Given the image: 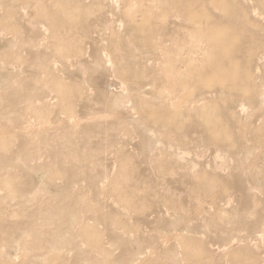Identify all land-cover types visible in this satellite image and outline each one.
<instances>
[{
	"label": "rangeland",
	"instance_id": "374dc122",
	"mask_svg": "<svg viewBox=\"0 0 264 264\" xmlns=\"http://www.w3.org/2000/svg\"><path fill=\"white\" fill-rule=\"evenodd\" d=\"M192 1L180 34L176 0H0V264H264V58L228 77L264 20ZM202 6L250 21L200 33Z\"/></svg>",
	"mask_w": 264,
	"mask_h": 264
},
{
	"label": "bare ground",
	"instance_id": "6f19581e",
	"mask_svg": "<svg viewBox=\"0 0 264 264\" xmlns=\"http://www.w3.org/2000/svg\"><path fill=\"white\" fill-rule=\"evenodd\" d=\"M172 1H173V0H172ZM176 1H177L176 4L173 3V2H172V4L169 3L170 5H172V6H171L172 14H171L170 19H169V21L171 22L170 26H171L172 24L176 25V23L179 21L180 26H181L180 30H177V29H176V30H173V32L176 31V33L178 32V33H180V34H188V29H189V28L185 26V25H186V22L189 20L188 18H190V15H193V14L196 15L195 13L191 14V12L194 11V10H198V9H200V8H197V7H196V8H193V9L191 8V9H192V10H191V9L189 8V5H192L193 3L190 4V3H191L190 0H176ZM188 1H189L190 3H189ZM193 1H194V0H193ZM193 1H192V2H193ZM196 1H197V0H196ZM224 1H226V0H224ZM228 1H229V0H228ZM247 1H248V0H247ZM208 2H210V1H208V0H202V4H207ZM211 2H212V0H211ZM211 2H210V3H211ZM257 2H258V3H256L257 5H254L253 2H250V3L253 4V5H252V9H251L252 11H248V10H247V11H248L247 13L249 14V12H251V16H252V18H253V17H255V19H256V18H259L258 20L263 21V20H264V0H257ZM195 3H196V2H195ZM226 3H227V2H226ZM228 5H229V4H227L226 7H227ZM246 5H247V2H246ZM200 6H201V5H200ZM210 6H211V5H210ZM210 6H205L206 8L208 7L207 10H209V11L206 12V10H205V11H203V12H204V14H205V12H206V13H207V16H208V15L210 16V14H209V12H210L211 15H212V16H211L212 18L207 19V16L203 14V15H204V18H206V20H204V18H203V20H202L203 15H201L199 19H198V17L196 18V21H197V20H199V21L194 22L196 25H197V23L199 22V25L197 26L198 28L195 27V29L197 28V31H199V32H200L202 29H203L204 32H205V29L209 28V29L207 30V33H206V34H208L209 30H210V32H211L212 28H214L215 25H216L217 23L220 25V22H221V23H222V22L227 23V21H228V25H229V24L232 25V23H236V24H238V25H241L242 22L245 21V17L248 15V14H246V11H245V13L242 12V15H241V18H240V14H239V13H241V12H237V11H239V10L242 11L243 8H242V9L237 8V9H238L237 11H236V8H234L235 10H232V9H233V8H232L231 10H232V11H236V12H231V10H230V11L228 10L229 8H227V10H226L225 8L218 6V7L221 8V10H224V11H225V13L223 12V14H227V15H228V14L230 13L228 19H227V15H226L225 20H227V21L225 22L224 20H222V21L220 20V18L223 17V15H220V14H219L221 10H220L218 7H214V9H212L213 5H212V7H210ZM216 6H217V5H216ZM169 7H170V6H169ZM202 7H203V6H202ZM205 7H203V9H206ZM228 7H230V6H228ZM232 7H233V6H232ZM249 7H250V6H249ZM222 8H223V9H222ZM245 9H246V8H245ZM169 10H170V9H169ZM200 10H201V9H200ZM189 11H190V15L188 14ZM243 11H244V10H243ZM170 12H171V11H170ZM170 12H168V13H170ZM200 12H201V11H200ZM227 12H228V13H227ZM196 13H197V12H196ZM198 13H199V12H198ZM201 14H202V12H201ZM221 14H222V13H221ZM245 14H246V16H245ZM194 15H193V16H194ZM213 15H217V18H216V17H213ZM193 16H191V17H193ZM197 16H199V15L197 14ZM205 16H206V17H205ZM249 16H250V15H249ZM195 17H196V16H195ZM195 17H194V18H195ZM247 17H248V16H247ZM247 17H246V18H247ZM213 18H214V19H213ZM249 19H250V18H247L246 20H249ZM262 19H263V20H262ZM191 21H192V20H191ZM249 21H250V20H249ZM170 22H169V23H170ZM253 22H254V21H253ZM192 23H193V21H192ZM224 23H222L221 25H223ZM240 23H241V24H240ZM246 23H247V21H245V24H246ZM256 23H257V22H256ZM258 23H259V22H258ZM261 23H262V22H261ZM188 24H190V23H188ZM248 24H249V23H248ZM166 25H167V23H166ZM190 25H191V24H190ZM192 25H193V24H192ZM219 25H217V26H219ZM250 25H251V23H250ZM250 25H248V26H250ZM253 25H254V24H253ZM261 25H262V24H260V27H262ZM163 26H164V25H163ZM187 26H188V25H187ZM194 26H195V25H194ZM194 26H193V27H192V26L190 27V28H192V31L195 30V29H194ZM229 26H230V25H229ZM254 26H257V25H254ZM176 27H178V26H176ZM242 27H244V25H242ZM246 27H247V26H246ZM263 27H264V26H263ZM198 29H199V30H198ZM230 29H231V28H229V30H230ZM249 29H250V28H249ZM254 29H255V28H254ZM155 30H156V29H155ZM166 30H167V29H166ZM171 30H172V29H171ZM190 30H191V29H189V31H190ZM243 30H244V29H243ZM252 30H253V29H252ZM252 30H251V31H252ZM262 30H263V28H262ZM197 31H194V32H196V34H197ZM251 31H250V32H251ZM194 32H193V33H194ZM199 32H198V33H199ZM201 32H202V31H201ZM201 32H200V33H201ZM210 32H209V35H210ZM244 32H248V31L244 30ZM157 33H158V32H157ZM169 33H170V32H169ZM171 33H172V32H171ZM193 33H191L192 36H195L196 34L193 35ZM200 33H199V34H200ZM263 33H264V32H263ZM263 33H262V35H263ZM169 35H170V34H169ZM174 35H175V34H174ZM197 35H198V34H197ZM262 35H261V36L259 35L260 37H258V38H261ZM158 36H159V35H158ZM172 36H173V35L171 34V38H172ZM184 36H186V35H184ZM263 36H264V35H263ZM199 37H201V36L199 35ZM202 37H203V36H202ZM202 37H201V39H202ZM171 38H170V41L173 40V38H172V40H171ZM180 38H181V37H180ZM187 38H188V37H187ZM204 38H205V41H204L205 43H202V45H203V47H204V49H203L204 51H205L206 49L212 48V47H214V46L216 45V44L214 45V43H216V42H214V41L211 39V36H208V35H207V36H204ZM204 38H203V40H204ZM262 38H263V37H262ZM262 38H261V40H262V42H263V41H264V40H263L264 38H263V39H262ZM191 40H192V38H191ZM198 40H200V39H198ZM177 41H178V39H177ZM182 41H183V39H182ZM184 41H185V40H184ZM192 41H193V42L196 41L195 38H194V40H192ZM254 41H255V39H254ZM259 41H260V39H259ZM168 42H169V41H168ZM185 42H186V41H185ZM193 42H192V43H193ZM252 42H253V41H252ZM256 42H258V40H256ZM262 42H258V43H262ZM171 43H172V42H171ZM258 43H257V44H258ZM249 44H250V43H249ZM251 44H252V43H251ZM255 44H256V43H255ZM180 45H182V44H180ZM190 45H191V44H190ZM195 45H196V43H195ZM262 45H263V44H262ZM167 46H168V45H167ZM167 46H166V47H167ZM169 46L173 47L172 45H169ZM182 46H183V45H182ZM193 46H194V43H193ZM216 46L219 47V44L216 45ZM252 46H253V45H251V47H252ZM161 47H162V46H161ZM180 47H181V46H180ZM196 47H197V46H196ZM222 47H225V46L222 45ZM251 47H250V49H251ZM256 47H259V45H257ZM260 47H261V49H262L261 44H260ZM163 48H164V47H163ZM184 48H185V47H184ZM184 48H183V49H184ZM193 48H194V47H193ZM205 48H206V49H205ZM219 48L224 50V48H221V45H220ZM247 48H248V47H247ZM263 48H264V47H263ZM171 49H172V48H171ZM173 49H174V47H173ZM185 49H187V48H185ZM190 49H191V47H190ZM215 49H216V48H215ZM220 49H219V50H220ZM257 49H258V48H257ZM261 49H260V50H257L258 52H256V49H255V52H256V53L254 52V53H255L254 56H255L256 59H255L254 56H253V54H254V53H253V50H254V49H253V50H248V49H247V50H244L245 53H249V54H246L247 56L252 54L254 60H248V61L245 60V62H242V63H241L240 67H239V66L236 67V68H238L237 70H236L235 67H234L235 69L232 68L231 65H230V66H231L232 70H230V71L228 70L229 67H226V69H227V68H228V69L225 70V72H226V71H229V73H230V75H228V77H229V76L231 77V75L233 76L234 74H235V76L238 75L237 78H238V80L241 82V80H243V78L248 80L249 78H248L247 76H252L253 73H259V71H260V70H259V69H260L259 62L262 61V59L264 58V50H263V49L261 50ZM166 50H167V49H166ZM178 50H179V49H178ZM181 50H182V49H181ZM195 50H199V51H200V46L198 45V47H197ZM217 50H218V49H217ZM191 51H192V50H191ZM220 51H221V50H220ZM239 51L241 52V50H239ZM189 52H190V51H189ZM196 52H198V51H196ZM200 52H201V51H200ZM216 52H218V51H216ZM222 52H223V51H222ZM232 52H233V51H232ZM240 52H238V49H237V52H234V53H236V54H234V55H232V53L230 52V53H231V54H229V55H230V58H231V57H237V58H241L242 61H243V59L245 58V57H244V53L241 52V54L243 55V56H241V55H239ZM191 53H193V52H191ZM198 53H199V52H198ZM203 53H204V52H203ZM171 54L173 55L172 52H171ZM182 54H183V52H182ZM182 54H181V53L175 54L176 62L180 60V61L178 62V63H180L181 61L184 62V61L187 60V59H186V56H187V55H186V56H183ZM204 54H206V53H204ZM194 55H195V54H194ZM197 55H200V54H197ZM206 55H207V54H206ZM206 55H205V56L203 55V59H202V60H204V57H206ZM227 55H228V54H227ZM227 55H226V58H227ZM195 56H196V55H195ZM170 58H171V57H170ZM189 58L191 59V57H189ZM193 58H194V57H193ZM201 58H202V57H201ZM253 58H251V56H250V58L248 57V58H246V59H253ZM206 59H208V58L206 57ZM227 59H229V58H227ZM172 60H173L172 63L175 62L173 56H172ZM188 60H189V59H188ZM192 60H193V59H192ZM195 60H197V58H196ZM195 60H193L192 63H194ZM208 60H209V59H208ZM223 60H225V59H223ZM256 60L258 61V63L253 65V62L256 61ZM190 61H191V60H190ZM204 61H205V60H204ZM206 62H207V61H205V65H206ZM209 62H210V61H209ZM192 63H191V64H192ZM207 63H208V62H207ZM224 63H225V62H224ZM173 64H174V65H172V68L170 69V70H171V74L173 75V77H175L174 75H176V74H177V75L180 74L179 72H181V74H182V75L180 74L181 76L185 75V70H184L182 67H177V66H175V65H177V64H175V63H173ZM181 64H182V63H181ZM202 64L204 65V62H203ZM218 64H219V63H218ZM222 64H223V62H222ZM229 64H231V63H229ZM179 65H180V64H179ZM197 65H198V64H197ZM199 65H200V64H199ZM205 65H204V66H205ZM227 65H228V64H227ZM260 65H262V62L260 63ZM182 66H183V65H182ZM184 66H185V65H184ZM188 66H189V64H188ZM191 66H192V65H191ZM195 66H196V65H193V68H194V69H195ZM206 66H207V68H208L210 65H209V66L206 65ZM254 66H255V67H254ZM196 67H197V66H196ZM198 67H199V66H198ZM198 67H197V68H198ZM253 67H254V68H253ZM201 68H202V67H201ZM231 68H230V69H231ZM198 69H200V68H198ZM203 69L205 70V67H204ZM203 69H202V71L204 72ZM187 70H188V69H187ZM189 70H190V69H189ZM202 71H201V72H202ZM186 72H189V71H186ZM198 72H199V71H198ZM222 72H223V71H222ZM225 72H223V73L225 74ZM169 73H170V71H169ZM191 73H193V72H191ZM223 73H221V74H223ZM189 74H190V73H188V75H189ZM199 74H200V73H199ZM221 74H218V76L221 75ZM188 75H187V76H188ZM192 75H193V74H192ZM225 75L227 76V74H225ZM225 75H224V76L222 75V76H223L224 78H226ZM239 75L242 76V77H243V76H245V77H243L242 79H239V78H240ZM178 76H179V75H178ZM187 76H186V77H187ZM189 76H190V75H189ZM218 76H217V77H218ZM222 76L219 77V80L222 79ZM235 76H233V77L235 78ZM253 76H254V74H253ZM260 76H261V75H260ZM186 77H185V78H186ZM193 77H194V75H193ZM230 77H229V78H230ZM183 78H184V77H183ZM198 78H199V77H197V81H196V82H199L198 80H200V79H198ZM206 78L209 79L208 77H206ZM253 78H254V77H253ZM253 78H251V79H253ZM255 78H256V76H255ZM255 78H254V79H255ZM177 79H178V78H177ZM190 79L192 80V77H191ZM203 79L205 80V78H203ZM211 79H212V78H210V80H211ZM251 79H249V80H250L251 82H253L254 79H253V80H251ZM257 79H258V78H257ZM257 79H256V80H257ZM186 80H188V79H186ZM195 80H196V79H195ZM204 80H202V82H204ZM216 80L219 82V80H218L217 78H216ZM222 80H223V79H222ZM225 80H226V79H225ZM238 80H237V79H235V80H231V81H230V79H228V81L226 80V81H227V83L225 82L226 84H228V82L230 81V83L228 84L229 86L227 85L228 87H226V88H229V87H230V90L233 92V94H236V95H237L238 92H240V91L237 92V90L242 89L243 94H242V93H239V94L245 95V96L248 98V100H249L250 98H251L252 100H253V98H254V100H258L259 98H260V99H261V98L264 99V86H262V85L260 84L263 88H258V87H256V85H255V87L257 88V92L255 91V92H256V93H255L254 91H252V92L249 91V90H251V88L249 89V86H248V87L246 86V88H248L249 90H244V89H243L244 87H241V88L239 89V86H240V85H239V86L237 85V84H238V83H237ZM247 80H245L244 82H246ZM256 80H255V82H257ZM175 81H176V80H175ZM189 81H190V80H189ZM213 81H214V80H213ZM239 81H238V82H239ZM176 82H179V80L176 81ZM200 82H201V80H200ZM202 82H201V83H202ZM221 82H222V81H221ZM223 82H224V80H223ZM223 82H222V83H223ZM187 83H188V82H187ZM216 83H217V82H216ZM216 83H215V84H216ZM222 83H221V84H222ZM241 83H242V82H241ZM241 83H239V84H241ZM179 84H181V83L179 82L177 85H179ZM185 84H186V83H185ZM188 84H189V83H188ZM188 84H187V85H188ZM197 84H198V83H197ZM199 84H200V83H199ZM226 84H225V86H226ZM234 84H235V85H234ZM246 84H247V83H246ZM251 84H252V83H251ZM174 85H175V84H174ZM177 85H175V86H177ZM187 85H186V86H187ZM190 85L192 86L193 84H189V86H190ZM200 85H201V84H200ZM236 85H237L238 87H237ZM252 85H253V84H252ZM182 86H183V89H180V90H184V88L186 87L185 85L181 84V87H182ZM204 86H205V85H204ZM207 86H208V85H207ZM209 86H210V83H209ZM212 86H213V85H212ZM225 86H223L224 88L221 86V88L225 90ZM235 86H236L237 88H236ZM171 87H172V85H171ZM171 87H170V89H171ZM179 87H180V86H178V88H179ZM181 87H180V88H181ZM201 87H202V85H201ZM216 87H217V85H216ZM250 87H252V86H250ZM253 87H254V86H253ZM178 88H177V89L175 88L176 91L178 90ZM187 88L189 89L190 87L187 86ZM193 88H194V87H193ZM199 88H200V87H199ZM202 88H203V87H202ZM202 88H201V89H202ZM208 88H209V87H207V89H206V87L204 88V89H206V90L204 91V92H206V94H207V91H208L209 94H210V92H211L210 90L212 89L211 87H210L211 89H208ZM185 89H186V88H185ZM216 89H217V88H216ZM219 89H220V88H218V90H219ZM193 90L196 91L197 93H200V91L198 92L196 89H193ZM193 90H192V92H193ZM198 90H199V89H198ZM218 90H217L216 92H218ZM230 90H227V91H230ZM243 90H244V91H243ZM254 90H256V89H254ZM171 91H173V90H171ZM174 91H175V90H174ZM176 91H175V92H176ZM214 91H215V90H214ZM185 92H186V91H185ZM189 92L191 93V90H190ZM189 92H188V93H189ZM202 92H203V89H202ZM204 92H203V93H204ZM232 92H231V94H232ZM181 93H182V92H181ZM194 93H195V92H194ZM194 93H193V95H194ZM220 93H221V92H220ZM222 93H223V92H222ZM222 93H221V94H222ZM170 94H172V92H170ZM173 94L175 95L174 92H173ZM173 94H172V96H173ZM178 94H179V93H178ZM178 94H177V95H178ZM195 94H196V93H195ZM211 94H214V93H211ZM231 94L229 93V95H231ZM233 94H232V96H233ZM196 95H197V94H196ZM202 95H204V94H202ZM207 95H208V94H207ZM207 95H206V97H209V95H208V96H207ZM223 95H224V93H223ZM190 96H191V95H190ZM198 96H199V95H198ZM200 96H201V95H200ZM219 96H220V94H219ZM219 96H214V98H215V97L217 98V97H219ZM224 96H225V95H224ZM173 97H174V96H173ZM175 97H177V96H175ZM175 97H174V98H175ZM185 97H186V96H185ZM185 97H184V98H185ZM210 97H211V96H210ZM240 97H241V95H240ZM170 98H171V97H170ZM170 98H169V99H170ZM201 98H202V96H201ZM204 98H205V97H204ZM214 98H213V99H214ZM216 98H215V100H216ZM226 98H228V96H227ZM229 98L232 99V98H235V97H229ZM236 98H238V95L236 96ZM179 99H180V98H179ZM192 99H194V98H192ZM192 99H191V100H192ZM218 99H219V98H218ZM220 99H221V98H220ZM243 99H244V98H243ZM171 100H172V99H171ZM180 100H181V99H180ZM180 100H179V101H180ZM205 100H208V99L205 98ZM205 100H204V102H205ZM225 100H226V99H225ZM234 100H235V99H234ZM185 101H186V100H185ZM192 101H193V100H192ZM192 101H191V102H192ZM202 101H203V100H202ZM202 101H200V102H202ZM213 101H214V100H213ZM221 101H222V99H221ZM229 101H230V100H229ZM241 101H242V99H241ZM243 101H244V100H243ZM263 101H264V100H263ZM263 101H262V102H263ZM189 102H190V101H189ZM200 102H199V103H200ZM222 102L226 103L227 101H222ZM231 102H232V101H231ZM253 102H254V101H253ZM257 102H258V101H257ZM193 103H194V102H193ZM193 103H191V105H193ZM202 103H203V102H202ZM206 103H207V102H206ZM208 103H209V101H208ZM208 103H207V104H208ZM237 103H238V101H237ZM194 104L196 105V103H194ZM207 104H205V109L207 108ZM222 104H223V103H222ZM243 104H244V102H243ZM209 105H210V104H209ZM209 105H208V107H209ZM226 105H229V104L227 103ZM226 105H225V106H226ZM231 105H232V104H231ZM234 105H235V102H234ZM240 105H241V108H242V104H240ZM240 105H239V106H240ZM235 106H236V105H235ZM227 107H228V106H227ZM227 107H226V108H227ZM232 107H233V106H232ZM245 107H246V106H245ZM209 108H210V107H209ZM241 108H240V109H241ZM229 109H230V108H228V110H229ZM242 110H243V109H242ZM226 111H227V110H226ZM244 112H245V111H244ZM242 114H243V113H242ZM221 137H222V136H221ZM221 137H220L219 140H221ZM222 140H223V139H222ZM216 141H217V140H216ZM227 141H228V140H227ZM218 142H219V141H218ZM228 142H229V141H228ZM230 142H231V140H230ZM223 143H224V142H223ZM223 143L221 142V145H222ZM231 143L233 144V142H231ZM224 145H227V144L224 143ZM224 145H223V146H224ZM229 147H230V146H229ZM227 148H228V146H227ZM263 238H264V237H263ZM261 239H262V238H261Z\"/></svg>",
	"mask_w": 264,
	"mask_h": 264
}]
</instances>
